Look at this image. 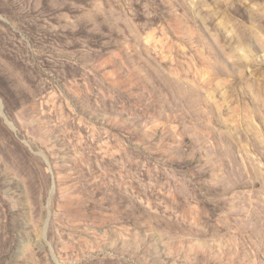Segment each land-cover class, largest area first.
Instances as JSON below:
<instances>
[{
  "label": "rangeland",
  "instance_id": "374dc122",
  "mask_svg": "<svg viewBox=\"0 0 264 264\" xmlns=\"http://www.w3.org/2000/svg\"><path fill=\"white\" fill-rule=\"evenodd\" d=\"M214 2L0 0V264H264V0Z\"/></svg>",
  "mask_w": 264,
  "mask_h": 264
},
{
  "label": "bare ground",
  "instance_id": "6f19581e",
  "mask_svg": "<svg viewBox=\"0 0 264 264\" xmlns=\"http://www.w3.org/2000/svg\"><path fill=\"white\" fill-rule=\"evenodd\" d=\"M229 0H215V2H214V4H215V6L216 7H224L225 8V10H227L228 8H229V6H231L232 5V3H229L228 2ZM250 20L252 21V22H255V23H257V24H259L260 26H262V27H264V5L263 6H261V7H258L257 9H255V10H251L250 12ZM240 39V41L241 40H243V37L242 36H237V41ZM233 40L234 41H236V38H234L233 37ZM249 41V40H248ZM239 44H241L240 42H239ZM2 167V166H1ZM0 167V170H2V168ZM83 178H85V180H90V175L88 174V172H85L84 174H83V176H82ZM88 177V178H87ZM0 178H1V175H0ZM92 187H93V184L91 185V188L90 187H87L86 188V190H83V193H84V195L86 196V197H88V198H91V199H95V198H97L98 197V191L96 190V188L94 189V190H92ZM67 190H74V189H72L71 187H69V188H67L66 190H64V191H67ZM78 190V189H77ZM63 200L64 201H66V200H68V203L71 205V206H73V207H78L80 204H77V203H74V202H72V201H70V199L67 197L66 198V196L65 197H63ZM81 205H83V204H81ZM86 207H89V206H86ZM8 212L10 213L11 212V214L10 215H12V214H14V212L13 211H9V210H6V215L9 217V215H8ZM7 231V230H6ZM0 233H1V231H0ZM3 233V232H2ZM5 236V235H4ZM7 236V235H6ZM11 237V236H10ZM5 238V237H4ZM0 246H5V241H3V240H0ZM252 252H253V250H252Z\"/></svg>",
  "mask_w": 264,
  "mask_h": 264
}]
</instances>
